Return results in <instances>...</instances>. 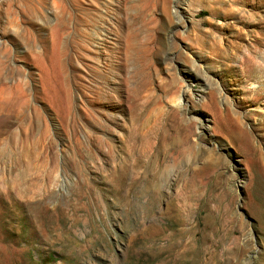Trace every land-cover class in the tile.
<instances>
[{
	"label": "rangeland",
	"instance_id": "1",
	"mask_svg": "<svg viewBox=\"0 0 264 264\" xmlns=\"http://www.w3.org/2000/svg\"><path fill=\"white\" fill-rule=\"evenodd\" d=\"M0 264H264V0H0Z\"/></svg>",
	"mask_w": 264,
	"mask_h": 264
},
{
	"label": "bare ground",
	"instance_id": "2",
	"mask_svg": "<svg viewBox=\"0 0 264 264\" xmlns=\"http://www.w3.org/2000/svg\"><path fill=\"white\" fill-rule=\"evenodd\" d=\"M180 98V96L178 97V99ZM176 103V102H175Z\"/></svg>",
	"mask_w": 264,
	"mask_h": 264
}]
</instances>
